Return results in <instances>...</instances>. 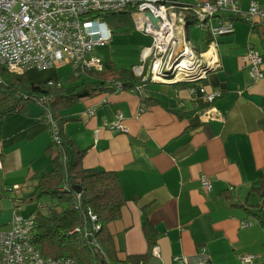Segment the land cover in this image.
Wrapping results in <instances>:
<instances>
[{
	"label": "crops",
	"instance_id": "crops-1",
	"mask_svg": "<svg viewBox=\"0 0 264 264\" xmlns=\"http://www.w3.org/2000/svg\"><path fill=\"white\" fill-rule=\"evenodd\" d=\"M175 1L186 6L215 0ZM252 2L264 5V0H241L242 10H248ZM235 19L234 33L219 40V67L197 85L207 92H222L212 105L214 120L205 121L202 108L197 111L204 105L189 93L194 84L185 90H176L178 84H160L174 89L173 95L168 92L166 96L160 86L153 85L149 105L133 90L97 91L61 113L72 118L65 125V135L85 153L83 167L118 175L127 204L111 232L121 259L148 251L142 229L146 217L156 230L155 244L161 254L153 258L155 264H173L177 257L190 264H240L247 255L264 264V229L249 212L262 203L256 190L261 187L259 180H264V77L254 81L250 68L241 63L249 48L257 51L264 63V23ZM213 25H217L216 20ZM196 29L190 31V40H195L193 46L199 53L207 54L210 35ZM147 49L132 71L142 64ZM101 61L106 71L107 63ZM61 67L57 78L50 80H59L75 93L97 89L98 80L86 74L71 80L72 67ZM64 73L66 82L61 78ZM193 110L196 113L192 117L183 119L176 113ZM118 114L123 115L128 133L105 128ZM39 115L28 109L27 115L16 114L0 121L1 232L11 230L19 209L28 218L21 208L22 198L51 169L46 150L52 135ZM203 176L210 180L211 191L203 189ZM46 203H39L42 211ZM246 221L252 225L243 227Z\"/></svg>",
	"mask_w": 264,
	"mask_h": 264
},
{
	"label": "built area",
	"instance_id": "built-area-1",
	"mask_svg": "<svg viewBox=\"0 0 264 264\" xmlns=\"http://www.w3.org/2000/svg\"><path fill=\"white\" fill-rule=\"evenodd\" d=\"M240 2L215 0L189 7L171 0H0V69L23 74L33 68L47 70L69 65L75 77L85 71H104L101 59L93 55L108 48L113 38L103 15L130 9L137 28L154 38L153 46L146 50L142 64L133 68L141 86L145 87L148 82L156 85H196L189 88V93L195 102L201 100L207 106L201 109L200 114L208 122L214 120L210 114L215 111L212 105L222 96V92H207L197 85L219 67L216 49L220 38L234 32L233 18L251 24L257 20L264 23V5L252 2L244 11ZM148 12L159 19V29L146 18ZM137 16L142 17L141 25ZM188 18L195 21L196 28L208 31L210 40L207 54L199 53L194 46L190 47ZM213 20L217 21L216 26ZM241 63L250 68L254 81L263 79V58L257 51L249 48L241 57ZM36 101L44 105L50 100L39 98ZM94 114V110L90 111V115ZM49 120L53 122L51 116ZM105 128L116 133L129 132L123 125L122 114H118L116 120L106 124ZM201 181L203 189L212 190L207 177L203 176ZM20 211L15 213L11 230L0 231V264H78L70 257L54 259L43 256L35 243V213L25 218ZM92 220L95 222L96 217L92 216ZM251 225L250 221L242 224L243 227ZM93 229L98 231L100 228L93 225ZM75 232H81V228ZM84 234L97 246L92 231L84 229ZM152 257H161L157 246L152 249ZM255 259L254 255H247L240 264H257ZM173 264L190 262L177 257Z\"/></svg>",
	"mask_w": 264,
	"mask_h": 264
},
{
	"label": "trees",
	"instance_id": "trees-1",
	"mask_svg": "<svg viewBox=\"0 0 264 264\" xmlns=\"http://www.w3.org/2000/svg\"><path fill=\"white\" fill-rule=\"evenodd\" d=\"M171 1L177 3L175 0ZM194 6L189 5V7ZM132 15L133 11L128 9L120 13L105 14L103 17L108 26L113 28L111 25L114 24L113 19L116 16L119 18L117 24L121 25L123 17ZM235 20L244 21L239 18ZM187 24L188 33H190L196 27L195 21L188 18ZM189 39H191L190 36ZM105 59L108 67L106 71H85L78 77L71 78V80H78L82 74H86L99 81L96 84V90L85 93H75L76 90L68 91L59 80L35 83L27 79L26 73H11L1 68L0 121L16 114L27 115L29 104L37 103L36 100L39 98L50 100L40 105L44 112L39 115V118L47 122L52 135V144L46 150L51 158V169L40 176L34 190L22 198L26 204L47 202L45 211L39 208L34 212L36 216L35 243L43 256L54 259L70 257L78 264H102L103 262L106 264H151L154 263L152 249L156 246V230L153 224L146 217L144 218L142 229L148 243V251L142 255H128L125 259H121L111 232V226L122 218L127 204L118 175L115 172L85 169L83 167L85 153L65 135V125L72 118L62 117L61 113L72 108L81 99L97 91L111 92L117 89L135 91L142 85L131 69H116V64L111 61L107 53ZM109 77L111 80L107 79ZM59 83L61 86H58ZM118 85L121 87L118 88ZM153 85L156 84L148 82L145 87L141 86V89L137 91L145 105L153 101L150 98L152 93L150 87ZM175 87L176 90H185L190 85L178 84ZM206 107V105L199 106L197 111ZM176 113L183 119L192 117L196 110L189 114ZM49 116L52 117L53 122H50ZM258 183L261 187L256 192L262 203L253 206V210L249 212L264 229L262 217L264 180L261 179ZM75 188H80L81 193L76 192ZM92 216L96 217L95 222ZM93 225L100 229L95 231ZM77 228H81V232H75ZM84 229L93 232L97 246L85 237Z\"/></svg>",
	"mask_w": 264,
	"mask_h": 264
},
{
	"label": "rangeland",
	"instance_id": "rangeland-1",
	"mask_svg": "<svg viewBox=\"0 0 264 264\" xmlns=\"http://www.w3.org/2000/svg\"><path fill=\"white\" fill-rule=\"evenodd\" d=\"M119 18L116 16L114 20V24L111 25L110 28L111 32L113 33L112 41L109 45V48L107 50L101 49L99 52H94L93 55H98L101 57L100 59H105L106 53L108 56L110 55V58L112 62H114L116 65H118V69H132L134 65H137L140 63L141 60V54L142 51L146 48L153 46L154 38L151 35H148L144 32H141L137 29L136 23L134 22L133 17L127 16L123 17V22L121 25L117 24V20ZM195 29V27L193 28ZM198 31V29H196ZM196 31L194 32L196 34ZM202 32V31H200ZM202 35V40H203ZM190 37H192L190 35ZM195 40H191L190 47L194 45ZM110 53V54H109ZM108 60V59H107ZM109 61V60H108ZM62 65H59L52 69L47 70H38V69H30L26 71L27 79L32 80L35 83H44L46 81H49L52 77V79L57 78V71L58 69L62 68ZM107 74V73H106ZM64 76L61 77L63 81H67V73L63 74ZM85 80V77L83 80L78 83V85L82 84ZM68 86V84H66ZM161 87L164 96L166 94L168 95V92H170L171 95H173L174 89L171 87H168L167 85H158ZM69 88V87H66ZM80 87L78 88V91L80 92ZM29 111H32L33 113L42 114L44 112L43 107L38 105L37 103H30L28 107ZM44 204V203H43ZM21 208L24 211V214L27 215V217H31V213L35 211L36 208H38V203H32V204H21ZM255 222V220H252Z\"/></svg>",
	"mask_w": 264,
	"mask_h": 264
},
{
	"label": "water",
	"instance_id": "water-1",
	"mask_svg": "<svg viewBox=\"0 0 264 264\" xmlns=\"http://www.w3.org/2000/svg\"><path fill=\"white\" fill-rule=\"evenodd\" d=\"M145 16H146V18H148L151 21V23L155 26V28L159 29V19L158 18H156L153 14H151L149 12L146 13ZM75 190L78 193H81V191H82L80 188H75ZM102 264H106V263L103 262Z\"/></svg>",
	"mask_w": 264,
	"mask_h": 264
},
{
	"label": "bare ground",
	"instance_id": "bare-ground-1",
	"mask_svg": "<svg viewBox=\"0 0 264 264\" xmlns=\"http://www.w3.org/2000/svg\"><path fill=\"white\" fill-rule=\"evenodd\" d=\"M142 19V17L141 16H137V21L140 23V25H141V20Z\"/></svg>",
	"mask_w": 264,
	"mask_h": 264
}]
</instances>
